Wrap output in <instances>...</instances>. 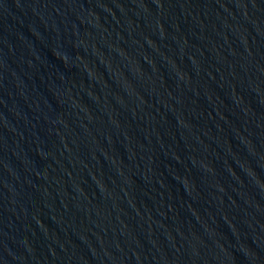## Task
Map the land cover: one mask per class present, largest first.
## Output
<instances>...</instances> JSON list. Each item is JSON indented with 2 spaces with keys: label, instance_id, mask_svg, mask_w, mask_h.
Here are the masks:
<instances>
[{
  "label": "water",
  "instance_id": "95a60500",
  "mask_svg": "<svg viewBox=\"0 0 264 264\" xmlns=\"http://www.w3.org/2000/svg\"><path fill=\"white\" fill-rule=\"evenodd\" d=\"M0 264H264V0H0Z\"/></svg>",
  "mask_w": 264,
  "mask_h": 264
}]
</instances>
